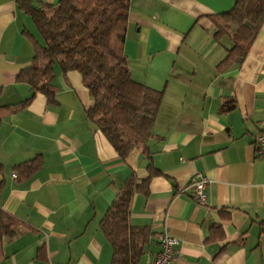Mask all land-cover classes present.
Instances as JSON below:
<instances>
[{
	"label": "crops",
	"instance_id": "0c3cea01",
	"mask_svg": "<svg viewBox=\"0 0 264 264\" xmlns=\"http://www.w3.org/2000/svg\"><path fill=\"white\" fill-rule=\"evenodd\" d=\"M234 1H129L128 70L162 102L153 136L121 159L87 118L93 101L77 72L54 66L49 98L18 80L38 34L16 0H0V107L28 100L0 122V264H110L100 221L149 163L159 174L130 205V225L147 231L138 264L164 232L177 241L172 264H264V26L242 62L218 68L232 42L214 38L213 22ZM198 174L203 204L189 188Z\"/></svg>",
	"mask_w": 264,
	"mask_h": 264
},
{
	"label": "trees",
	"instance_id": "16d2710c",
	"mask_svg": "<svg viewBox=\"0 0 264 264\" xmlns=\"http://www.w3.org/2000/svg\"><path fill=\"white\" fill-rule=\"evenodd\" d=\"M130 0H59L54 6L33 7L31 0H16L36 28L32 64L18 75L32 94L49 98L54 66L61 72H77L93 101L87 118L106 138L121 159L153 136V126L162 102V91L133 80L123 53ZM213 36H228L232 46L218 68L240 63L246 48L264 26V0H235L233 6L213 22ZM45 62L43 67L40 63ZM28 100L21 103L24 107ZM20 107H0V122ZM31 167L27 170L29 173ZM148 177L140 184L131 174L100 221V229L111 246L110 264H138L147 231L129 223L133 195L145 189L159 172L150 163ZM0 213V240L7 227Z\"/></svg>",
	"mask_w": 264,
	"mask_h": 264
},
{
	"label": "built area",
	"instance_id": "2783aa9c",
	"mask_svg": "<svg viewBox=\"0 0 264 264\" xmlns=\"http://www.w3.org/2000/svg\"><path fill=\"white\" fill-rule=\"evenodd\" d=\"M256 148L259 149V153L264 155V137L258 136L255 139ZM15 176V175H14ZM190 186L194 200L198 204H203L205 201V188L208 184V180L201 174L190 177ZM160 250L150 260L149 264H172L174 253L173 247L177 244V241L169 233L164 232L157 237Z\"/></svg>",
	"mask_w": 264,
	"mask_h": 264
},
{
	"label": "rangeland",
	"instance_id": "374dc122",
	"mask_svg": "<svg viewBox=\"0 0 264 264\" xmlns=\"http://www.w3.org/2000/svg\"><path fill=\"white\" fill-rule=\"evenodd\" d=\"M45 65V62L40 63V67H43ZM56 66V65H55Z\"/></svg>",
	"mask_w": 264,
	"mask_h": 264
}]
</instances>
